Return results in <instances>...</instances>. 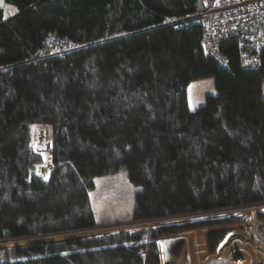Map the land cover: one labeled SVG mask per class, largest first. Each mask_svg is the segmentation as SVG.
Instances as JSON below:
<instances>
[{
	"label": "trees",
	"instance_id": "16d2710c",
	"mask_svg": "<svg viewBox=\"0 0 264 264\" xmlns=\"http://www.w3.org/2000/svg\"><path fill=\"white\" fill-rule=\"evenodd\" d=\"M204 8L201 0H0V243L121 223L99 222L89 195L96 177L120 171L135 187L128 220L153 221L132 233L0 248V264H161L158 242L138 241L157 228L153 219L262 208L264 50L258 69L241 66L234 38L221 44L224 65L209 56ZM206 77L215 94L189 110L187 85ZM34 125L47 129L48 155L30 150ZM45 156L47 179L35 173ZM225 232L208 233L213 254Z\"/></svg>",
	"mask_w": 264,
	"mask_h": 264
},
{
	"label": "built area",
	"instance_id": "2783aa9c",
	"mask_svg": "<svg viewBox=\"0 0 264 264\" xmlns=\"http://www.w3.org/2000/svg\"><path fill=\"white\" fill-rule=\"evenodd\" d=\"M201 1L205 8L199 15V24L202 28L206 53L224 65L225 61L221 53V44L230 38H234L238 43L241 66L248 69L260 68L261 53L264 50V0ZM31 139L33 141V145L30 146L32 152L45 155L49 154L51 141L48 138L46 127L34 125L31 131ZM41 141H43L42 145H40ZM51 169L52 165L50 161L46 160L45 163L35 168V173L39 176L46 177ZM260 206L264 207V204H260ZM251 211H253L252 214ZM228 214L231 216L241 215V218H238L236 222L229 223V225L226 224L227 226L224 224L221 226L214 225L190 228L174 235H160L158 233L157 236H153V238L147 242H158L161 264H264V237L259 234V227L264 224V221H259L256 218L255 210L251 209V206L153 219L156 221L155 223H158L154 225L157 228L153 229L150 231V234H148L153 235V233L162 226L186 223L193 218L195 219L193 220L194 222H199L198 220L204 222L208 220H217V217H222L221 219L229 218L226 217ZM193 221L190 223H193ZM146 222L152 223L153 221H137L132 222V224L120 223L121 225L119 226L112 225V227L109 228H100L104 226L99 227L95 225L92 228L69 232L76 234L85 231H96L94 234L85 236L77 235L75 237L67 236L66 238L118 234L119 232H109V229L125 228L136 224L142 225ZM245 226H250L252 228L256 240H252V238H250V240L241 232L234 231L225 235L217 245H215L216 247L219 246L216 253H212V244L208 236L210 231L224 230L223 228H233L229 230H235ZM128 230L129 229L125 231ZM196 232L206 233L207 236L203 234L195 236L194 234ZM69 233L67 235H69ZM62 234L64 233L49 236H59ZM189 234H193L190 241L187 240ZM30 239L32 240L34 238ZM11 241L1 242L0 244H7ZM201 255L205 256V259L199 261Z\"/></svg>",
	"mask_w": 264,
	"mask_h": 264
},
{
	"label": "rangeland",
	"instance_id": "374dc122",
	"mask_svg": "<svg viewBox=\"0 0 264 264\" xmlns=\"http://www.w3.org/2000/svg\"><path fill=\"white\" fill-rule=\"evenodd\" d=\"M215 94V89H214V81L212 77H206V78H199L196 80L191 81L187 87H186V97H187V103H188V108L189 110H195L196 108L200 107L203 105L206 101V96L208 95H214ZM48 156H45V162L47 160ZM134 189L135 187L130 183L128 180L126 173L124 171H120L116 174L112 175H103V176H98L94 179V188L90 192V200L91 204L93 205V209L96 215V218L98 219L99 222L103 221L104 219H115L119 220L121 219L122 224L129 223L132 224L131 220L129 219L130 211L133 206V197H134ZM252 209V208H251ZM255 209V208H254ZM264 213V207L261 209H255V214L257 213ZM242 213V212H240ZM253 211H251V214ZM226 216V215H224ZM241 215H235L231 216L228 214L226 217L229 218H234L238 219L241 218ZM198 218V217H197ZM196 218V219H197ZM222 217H217V219H221ZM226 219V218H225ZM247 219V218H246ZM195 220L194 218L192 220H189L186 223H190L191 221ZM199 222H202L201 220H198ZM238 221V220H237ZM236 221H229V222H221L219 223V226L221 225H229V223H233ZM106 223V222H105ZM193 223H195L193 221ZM149 225L150 222L144 223ZM179 224V223H176ZM113 226H119L121 225L120 223H111V224H101L98 225L104 226L100 228H109ZM139 225V224H136ZM226 225V226H227ZM106 226V227H105ZM137 227L135 225H131L130 227H121V228H112L109 229V232H122L127 229H129L128 233H132L134 229ZM224 231L226 230L225 235L228 233L237 231L241 232L246 238H252V240H256L255 235L253 234L252 228L250 226H245V227H240L239 229L235 230H229L233 228H223ZM96 231H85V232H80V233H69L67 235L66 233L62 235H55V236H47V237H40L39 238H34V239H21L17 241H11L8 242L7 244H0V248H3L4 246L6 247H11L15 245H25L28 243H33L37 241H51V240H61L66 238L67 236H85V235H90L94 234ZM260 235L262 234L261 228L259 229ZM150 234V233H149ZM147 232L145 234H142L140 237V240L142 242H147L153 236L158 235V231H155L153 235H149ZM251 240V239H250ZM201 260L205 259V256L201 255L200 256Z\"/></svg>",
	"mask_w": 264,
	"mask_h": 264
},
{
	"label": "crops",
	"instance_id": "0c3cea01",
	"mask_svg": "<svg viewBox=\"0 0 264 264\" xmlns=\"http://www.w3.org/2000/svg\"><path fill=\"white\" fill-rule=\"evenodd\" d=\"M262 234H263L262 236L264 237V226L262 227Z\"/></svg>",
	"mask_w": 264,
	"mask_h": 264
},
{
	"label": "bare ground",
	"instance_id": "6f19581e",
	"mask_svg": "<svg viewBox=\"0 0 264 264\" xmlns=\"http://www.w3.org/2000/svg\"><path fill=\"white\" fill-rule=\"evenodd\" d=\"M49 158L47 157V160H48ZM52 165V164H51ZM258 207H261V206H258ZM252 209H254V208H256V207H251ZM258 231V230H257ZM260 234V233H259Z\"/></svg>",
	"mask_w": 264,
	"mask_h": 264
},
{
	"label": "snow or ice",
	"instance_id": "6c2138e0",
	"mask_svg": "<svg viewBox=\"0 0 264 264\" xmlns=\"http://www.w3.org/2000/svg\"><path fill=\"white\" fill-rule=\"evenodd\" d=\"M45 179H47V177H45Z\"/></svg>",
	"mask_w": 264,
	"mask_h": 264
},
{
	"label": "clouds",
	"instance_id": "9594fccd",
	"mask_svg": "<svg viewBox=\"0 0 264 264\" xmlns=\"http://www.w3.org/2000/svg\"><path fill=\"white\" fill-rule=\"evenodd\" d=\"M145 243H148V242H145Z\"/></svg>",
	"mask_w": 264,
	"mask_h": 264
}]
</instances>
